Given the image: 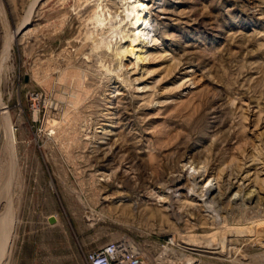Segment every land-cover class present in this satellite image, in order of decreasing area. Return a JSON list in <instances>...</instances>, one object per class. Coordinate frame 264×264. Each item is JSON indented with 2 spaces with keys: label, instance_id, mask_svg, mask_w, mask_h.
<instances>
[{
  "label": "rangeland",
  "instance_id": "obj_1",
  "mask_svg": "<svg viewBox=\"0 0 264 264\" xmlns=\"http://www.w3.org/2000/svg\"><path fill=\"white\" fill-rule=\"evenodd\" d=\"M125 3L0 0V264H264V0H147L138 67Z\"/></svg>",
  "mask_w": 264,
  "mask_h": 264
},
{
  "label": "bare ground",
  "instance_id": "obj_2",
  "mask_svg": "<svg viewBox=\"0 0 264 264\" xmlns=\"http://www.w3.org/2000/svg\"><path fill=\"white\" fill-rule=\"evenodd\" d=\"M125 1H126L125 5L127 7H125L126 9L125 8L124 9L127 11L126 18L130 19V22H129L130 27L127 33L123 35V36H127L129 40H125L127 45L123 47L122 52L124 56L128 55L130 57V60L131 61L133 60V64L136 67H138L139 63L145 59L144 52L147 51L148 49V48L146 49V45L149 42L148 37L150 36V33L152 32L150 28V24H149V13L146 12V8H147L146 1L147 0H125ZM150 41H155V38H152ZM122 57L119 60L120 61L119 67L124 66V64L122 63ZM185 165L186 164H184L183 166ZM198 173L199 172H193L189 174V173H183V171H181L179 174L174 176L175 178L173 179V185L175 188H179L180 181L183 179H186L191 184V189H190L191 192L192 191L198 192V190H196L195 188H198V187L200 188L198 196L200 197L202 204L204 203L205 205V203H211L214 206V204L217 203L216 201H219L218 195H220L219 187L217 183H215V180L217 178L213 177L212 174L210 173L209 174H206L205 172H202L200 174ZM240 192L241 191L238 187L234 193V196L236 197V200L234 202L239 201L240 204L243 206L245 205L246 202H250L252 200L257 199L255 197L256 192L253 189L248 190L244 192L243 194H241L242 192L241 193Z\"/></svg>",
  "mask_w": 264,
  "mask_h": 264
},
{
  "label": "built area",
  "instance_id": "obj_3",
  "mask_svg": "<svg viewBox=\"0 0 264 264\" xmlns=\"http://www.w3.org/2000/svg\"><path fill=\"white\" fill-rule=\"evenodd\" d=\"M87 264H143L141 252L129 240L106 243L85 255Z\"/></svg>",
  "mask_w": 264,
  "mask_h": 264
},
{
  "label": "water",
  "instance_id": "obj_4",
  "mask_svg": "<svg viewBox=\"0 0 264 264\" xmlns=\"http://www.w3.org/2000/svg\"><path fill=\"white\" fill-rule=\"evenodd\" d=\"M54 221H55V218H54V217H50V218H49V222H50V223H53Z\"/></svg>",
  "mask_w": 264,
  "mask_h": 264
}]
</instances>
